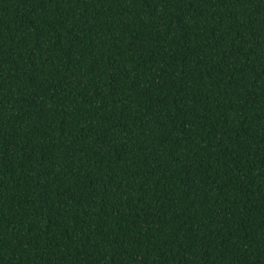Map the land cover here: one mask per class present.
Listing matches in <instances>:
<instances>
[{
  "label": "trees",
  "instance_id": "trees-1",
  "mask_svg": "<svg viewBox=\"0 0 264 264\" xmlns=\"http://www.w3.org/2000/svg\"><path fill=\"white\" fill-rule=\"evenodd\" d=\"M0 264H264V0H0Z\"/></svg>",
  "mask_w": 264,
  "mask_h": 264
}]
</instances>
